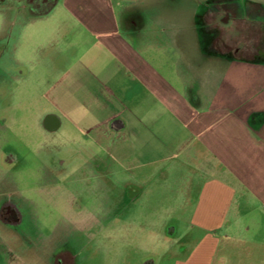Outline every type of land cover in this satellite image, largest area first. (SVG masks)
<instances>
[{"label":"crops","instance_id":"obj_1","mask_svg":"<svg viewBox=\"0 0 264 264\" xmlns=\"http://www.w3.org/2000/svg\"><path fill=\"white\" fill-rule=\"evenodd\" d=\"M241 1L151 0L149 11L144 0H0V37L40 41L56 13L59 35L75 46L97 39L86 52L97 48L117 63L110 91L121 109L90 90L96 77L87 68L66 81L99 110L78 124L75 113L67 118L78 133L98 135L94 142L138 182L162 167L183 181V204L172 211L187 218L171 227L154 264H264V43L248 35L254 56L241 58L207 29L209 11L222 4L241 8L248 28L264 29V0ZM48 117L61 129L62 117ZM11 227L0 218V264H9Z\"/></svg>","mask_w":264,"mask_h":264},{"label":"rangeland","instance_id":"obj_2","mask_svg":"<svg viewBox=\"0 0 264 264\" xmlns=\"http://www.w3.org/2000/svg\"><path fill=\"white\" fill-rule=\"evenodd\" d=\"M143 4L151 10V0ZM214 8L209 35L219 36L225 49L239 47V57L252 58L245 25L216 23ZM54 14L40 41L0 37V178L6 179L0 190L14 196L21 209V222L11 227L16 236L3 241L9 264H66L57 261L59 256L73 260L70 264H154L169 247L171 227L183 228L187 218L172 211L183 204V181L162 167L140 183L119 160H111L104 145L94 142L98 135L77 132L67 114L75 113L78 124L79 116L98 112L99 106L86 102L84 89H72L66 80L91 68L96 79L89 81L90 90L120 110L119 92L110 91L119 84L120 70L99 49L86 52L88 42L97 39L77 40L80 45L75 46V40L59 35ZM25 41L27 48L19 54ZM238 77L247 80L242 70ZM49 114L62 117L61 129L46 127ZM93 121L98 120L90 117L88 123Z\"/></svg>","mask_w":264,"mask_h":264},{"label":"flooded vegetation","instance_id":"obj_3","mask_svg":"<svg viewBox=\"0 0 264 264\" xmlns=\"http://www.w3.org/2000/svg\"><path fill=\"white\" fill-rule=\"evenodd\" d=\"M239 11L240 10L235 6L229 4H222V5H217L215 7L211 16L213 20L216 21V23L227 24V22H231L232 24H237V25L241 24V26L245 25L247 29L246 30L247 35H250L252 38H256L258 40L257 42L259 43H264L263 30L261 28H256V27L248 28L244 22V18L241 17L242 13H240ZM257 32L262 34V36L259 35L258 37ZM221 34L224 33L221 32ZM237 48L239 49V47ZM55 123L56 122L53 117H48L45 120L46 127L51 131L56 130ZM5 180H6L5 177L0 178V187L2 182H4ZM0 218L3 222L8 223L12 226H15L21 222V209L19 207L18 202L15 200L14 196L10 195V193L1 190H0ZM57 258H58L57 261L61 263L63 262L66 264H70V262L74 263L73 260L62 258L61 256Z\"/></svg>","mask_w":264,"mask_h":264},{"label":"trees","instance_id":"obj_4","mask_svg":"<svg viewBox=\"0 0 264 264\" xmlns=\"http://www.w3.org/2000/svg\"><path fill=\"white\" fill-rule=\"evenodd\" d=\"M262 30H263V32H264V29L263 28H261ZM258 30V29H257ZM259 35H261L262 36V34H260L259 32H257V36L259 37ZM264 36V35H263Z\"/></svg>","mask_w":264,"mask_h":264}]
</instances>
